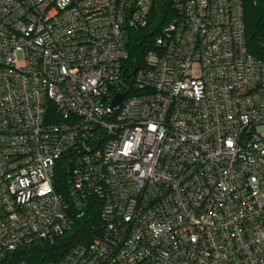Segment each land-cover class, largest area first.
Wrapping results in <instances>:
<instances>
[{
  "label": "built area",
  "instance_id": "built-area-1",
  "mask_svg": "<svg viewBox=\"0 0 264 264\" xmlns=\"http://www.w3.org/2000/svg\"><path fill=\"white\" fill-rule=\"evenodd\" d=\"M243 2L174 0L129 82L150 0H0V264L93 201L92 244L48 264H264V61ZM69 150L72 207L53 185Z\"/></svg>",
  "mask_w": 264,
  "mask_h": 264
},
{
  "label": "trees",
  "instance_id": "trees-1",
  "mask_svg": "<svg viewBox=\"0 0 264 264\" xmlns=\"http://www.w3.org/2000/svg\"><path fill=\"white\" fill-rule=\"evenodd\" d=\"M174 0H150L147 24L138 29H131L126 39L128 56L123 64L124 77L132 81L136 70L149 49L153 47L156 36L161 33L166 23L177 16ZM243 18L248 51L264 61V0H244ZM139 91L130 89L125 96ZM124 96V97H125ZM56 107L48 108L46 118H56ZM73 151L65 152L54 168L53 185L56 192L72 207L75 199L71 187V158ZM74 209V206H73ZM73 224L62 236L40 241L18 249L10 255L11 261L21 264H48L62 261L78 243L91 241L98 229H101L100 204L92 202L80 219H73ZM96 228H98L96 230Z\"/></svg>",
  "mask_w": 264,
  "mask_h": 264
},
{
  "label": "water",
  "instance_id": "water-1",
  "mask_svg": "<svg viewBox=\"0 0 264 264\" xmlns=\"http://www.w3.org/2000/svg\"><path fill=\"white\" fill-rule=\"evenodd\" d=\"M121 97H122V95L120 93L115 94L113 99H112L111 106L112 107L118 106L120 103Z\"/></svg>",
  "mask_w": 264,
  "mask_h": 264
},
{
  "label": "rangeland",
  "instance_id": "rangeland-1",
  "mask_svg": "<svg viewBox=\"0 0 264 264\" xmlns=\"http://www.w3.org/2000/svg\"><path fill=\"white\" fill-rule=\"evenodd\" d=\"M124 35H126V34H124ZM91 244H92V240L89 242H85V243H78V245H80V246H83V245L90 246Z\"/></svg>",
  "mask_w": 264,
  "mask_h": 264
}]
</instances>
